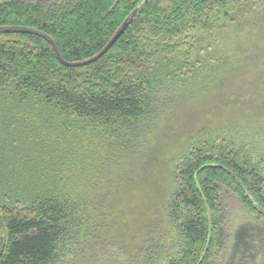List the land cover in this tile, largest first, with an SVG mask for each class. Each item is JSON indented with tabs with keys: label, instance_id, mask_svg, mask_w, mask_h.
<instances>
[{
	"label": "trees",
	"instance_id": "trees-1",
	"mask_svg": "<svg viewBox=\"0 0 264 264\" xmlns=\"http://www.w3.org/2000/svg\"><path fill=\"white\" fill-rule=\"evenodd\" d=\"M126 22L80 68L0 34V264L79 257L99 211L121 222H94L107 264H214L228 195L264 219V103L246 116L264 89V0L0 3V27L46 33L67 63Z\"/></svg>",
	"mask_w": 264,
	"mask_h": 264
},
{
	"label": "rangeland",
	"instance_id": "rangeland-1",
	"mask_svg": "<svg viewBox=\"0 0 264 264\" xmlns=\"http://www.w3.org/2000/svg\"><path fill=\"white\" fill-rule=\"evenodd\" d=\"M6 1L12 0H0V3H5ZM25 2H38L45 1L49 3H54V0H23ZM254 100H248L252 102V107L246 116L255 117L259 114V106L264 103V89L260 88L258 93L252 96ZM246 101V102H248ZM242 102V101H239ZM212 103H217V101H212ZM205 110L206 105L204 106ZM245 110H248L247 108ZM207 111V110H206ZM206 111L202 114L203 120L208 121L213 120L218 115L220 118H224L228 113L227 110L221 114L218 111L217 116H209ZM241 113V112H240ZM252 113V116H251ZM245 113H241L240 117ZM209 116V119H208ZM237 114L235 115V117ZM261 132H264V127L260 126ZM263 145V143L261 142ZM261 145V146H262ZM172 148H167V150L160 153L161 158H157L155 165H158V169L163 172L166 169L168 155L171 153ZM164 175L159 174L160 177ZM165 184V183H164ZM226 202V213H227V228L225 229V241L218 251L215 258L214 264H263L264 263V219H260L250 212L241 201H238L234 196L228 195L225 200ZM109 217L110 226L120 225V218L114 213L108 215V213L97 212L92 215V224H90L87 229H83L82 236L80 238L79 246V257L66 256L61 264H107L106 259L100 254V247L104 245V242L94 241L95 235V223L105 220ZM102 225V224H101ZM167 227L164 226V230ZM102 229V228H101ZM104 232V231H103ZM168 245H171L175 241V236L172 230L168 229L166 231ZM1 241V235H0ZM1 250V247H0Z\"/></svg>",
	"mask_w": 264,
	"mask_h": 264
},
{
	"label": "water",
	"instance_id": "water-1",
	"mask_svg": "<svg viewBox=\"0 0 264 264\" xmlns=\"http://www.w3.org/2000/svg\"><path fill=\"white\" fill-rule=\"evenodd\" d=\"M137 12H134L132 16H135ZM128 26V22L124 24L121 29L115 34V36L112 38L111 42L103 49V51L93 57L91 60L82 61L80 63H67L63 58L62 55H60L59 49L57 47V44L53 42V40L44 32L38 31L34 28H27V27H0V34H24V35H30V36H37L41 39H45L48 43H50L53 47L54 53L57 56V59L59 62L64 66H70L73 68H80L85 66H90L93 63L97 62L98 60L104 58V56L115 46V44L119 41L120 37L125 33Z\"/></svg>",
	"mask_w": 264,
	"mask_h": 264
},
{
	"label": "bare ground",
	"instance_id": "bare-ground-1",
	"mask_svg": "<svg viewBox=\"0 0 264 264\" xmlns=\"http://www.w3.org/2000/svg\"><path fill=\"white\" fill-rule=\"evenodd\" d=\"M179 241V240H178ZM60 255V254H59Z\"/></svg>",
	"mask_w": 264,
	"mask_h": 264
},
{
	"label": "flooded vegetation",
	"instance_id": "flooded-vegetation-1",
	"mask_svg": "<svg viewBox=\"0 0 264 264\" xmlns=\"http://www.w3.org/2000/svg\"><path fill=\"white\" fill-rule=\"evenodd\" d=\"M264 264V263H263Z\"/></svg>",
	"mask_w": 264,
	"mask_h": 264
}]
</instances>
